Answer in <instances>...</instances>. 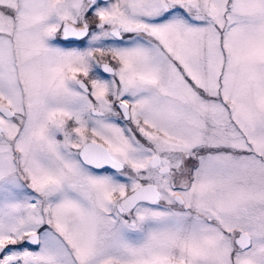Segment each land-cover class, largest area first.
I'll return each mask as SVG.
<instances>
[{
	"label": "snow or ice",
	"instance_id": "6c2138e0",
	"mask_svg": "<svg viewBox=\"0 0 264 264\" xmlns=\"http://www.w3.org/2000/svg\"><path fill=\"white\" fill-rule=\"evenodd\" d=\"M0 264H264V0H0Z\"/></svg>",
	"mask_w": 264,
	"mask_h": 264
}]
</instances>
